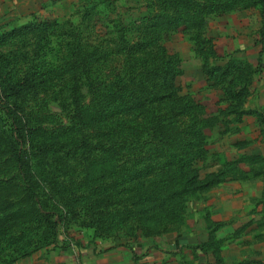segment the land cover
<instances>
[{
	"label": "rangeland",
	"instance_id": "rangeland-1",
	"mask_svg": "<svg viewBox=\"0 0 264 264\" xmlns=\"http://www.w3.org/2000/svg\"><path fill=\"white\" fill-rule=\"evenodd\" d=\"M182 1L204 12L199 32L182 23L165 39L180 58V105L152 102L151 74L140 76L151 54L131 47L141 32L106 25V14L178 6L118 0L94 24L95 10L82 20L90 0H47L0 23V264H264V4ZM45 20L65 23L36 27ZM183 96L199 109L182 111ZM166 116L171 137L159 141ZM205 120L202 141L191 130ZM11 123L33 146L36 198ZM183 168L219 181L183 192Z\"/></svg>",
	"mask_w": 264,
	"mask_h": 264
},
{
	"label": "trees",
	"instance_id": "trees-1",
	"mask_svg": "<svg viewBox=\"0 0 264 264\" xmlns=\"http://www.w3.org/2000/svg\"><path fill=\"white\" fill-rule=\"evenodd\" d=\"M118 0H90V3L85 6V9L83 11V16L82 20H86L87 17L91 16L93 14V11H97L94 14H96L97 19L94 21V24H97L98 22L104 23L106 20L105 18L101 17L102 10L98 11L97 9L106 4L109 6L113 7V10H116ZM152 3V0H150ZM263 4H264V0ZM159 4L162 6H170L166 12H168L170 9L174 11L176 8L175 6H178V10L176 13L172 12V14H159V12H153V15H148V16H131L129 19H125L121 11H118V14L116 17L110 16L109 14H106V17H109L110 20H112V24H109L106 22V25L110 27L112 30V34H116L115 31H117V28H119V31L117 34L119 36L121 35L123 38L127 36L128 32H134L138 31L141 32V40L135 41L134 44L131 47L138 48L141 53L148 54L150 53V62L152 65V69L147 70L143 73L140 74V76H144L145 74L150 75L152 78V82L150 84V87H152L153 92H152V102H164L165 100L168 101V106H171L175 103H178L180 105V98L179 94L181 88L177 86L176 83V78L177 76L181 73L182 68L180 64V58L177 54L171 53L169 48L167 47L165 43V39L167 35H169L171 32L174 30L178 29V25L180 24H185L186 27L184 28L185 31L187 30H192L199 32V29L201 28V19H199V12L202 14V10H193L191 7V11L185 10V7L187 5V2H184L182 0H159ZM120 10V8H119ZM174 13V14H173ZM99 14V15H98ZM199 19V20H198ZM81 20V22H82ZM198 20V21H197ZM52 23L55 25H62L65 23L64 22H58V21H47L45 20L43 23H38L36 27L38 28H45L49 26L47 23ZM35 27V28H36ZM15 31V30H13ZM12 32V31H11ZM44 31H40V34H44ZM5 32H2L0 36L2 37ZM9 33V32H8ZM138 50V52H139ZM197 50V49H196ZM199 51V50H197ZM83 62V61H81ZM231 66H229V71L231 70ZM207 73L209 75H215L217 71H219L221 68L218 66H215L213 69L207 68ZM231 72H222L220 76L226 78L228 75H230ZM137 76V73L135 74ZM146 83L143 84L146 85ZM143 92L145 93L148 91V87L144 88L142 87ZM233 96V98L239 97L241 94L235 93V92H230ZM185 102L184 105L182 106L181 110H185V107L193 108V106L196 109H199V104L197 102H193L190 99H187L183 96ZM240 98V97H239ZM76 106L78 109L79 102H76ZM202 108V107H201ZM6 115L10 118L15 114L14 108L10 105H8L6 108ZM245 111H241L240 114H244ZM170 118L169 116H166V118L160 122H158L157 126L154 128V135L157 140L159 141H165L170 139V130L168 128V125H171L170 123ZM5 126L8 125V122L5 120L4 122ZM210 122L208 120H205L203 123H200V128H192V132H195V135L197 137H201L202 141L204 139V131L203 128L210 126ZM11 127L13 128V133L15 132L16 128L14 124L11 123ZM18 129V128H17ZM194 135L193 133H191ZM195 139H193L192 144H196L194 142ZM8 141H10L11 148L16 154L17 157V165L23 175V178L27 184L29 193L32 197H37V194L32 188L31 185V178L29 175L28 170H32L34 167V160H33V146L32 144L30 145L26 139V135L21 132L14 133V135L11 136V139L9 138ZM22 146V147H21ZM201 154V153H200ZM199 154V155H200ZM199 155H194V152L192 153L193 158H198ZM195 156V157H194ZM183 168L182 173H184V188L182 189L183 192H187L189 189L193 188H207L210 187L216 183H218L219 178L218 174L216 173H211L208 174L209 176L206 177L205 179H200L198 172V169H191V170H186Z\"/></svg>",
	"mask_w": 264,
	"mask_h": 264
},
{
	"label": "crops",
	"instance_id": "crops-1",
	"mask_svg": "<svg viewBox=\"0 0 264 264\" xmlns=\"http://www.w3.org/2000/svg\"><path fill=\"white\" fill-rule=\"evenodd\" d=\"M44 1L47 0H0V23L15 18H27L33 12H41L44 9ZM257 192L260 193V191ZM259 243L263 245L264 257V240ZM255 255H260V253Z\"/></svg>",
	"mask_w": 264,
	"mask_h": 264
}]
</instances>
